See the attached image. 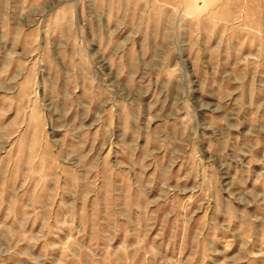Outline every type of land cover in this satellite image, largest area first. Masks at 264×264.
Masks as SVG:
<instances>
[{
	"label": "rangeland",
	"instance_id": "374dc122",
	"mask_svg": "<svg viewBox=\"0 0 264 264\" xmlns=\"http://www.w3.org/2000/svg\"><path fill=\"white\" fill-rule=\"evenodd\" d=\"M0 14V264H264V0Z\"/></svg>",
	"mask_w": 264,
	"mask_h": 264
},
{
	"label": "crops",
	"instance_id": "0c3cea01",
	"mask_svg": "<svg viewBox=\"0 0 264 264\" xmlns=\"http://www.w3.org/2000/svg\"><path fill=\"white\" fill-rule=\"evenodd\" d=\"M6 13V10L5 11H2V14H5ZM1 15V14H0ZM26 27V30L28 31L30 28H32L33 26L32 25H26L25 26ZM5 26L0 22V57L1 56H3V54L6 52V50L8 49L7 48V43H13L14 41H16L17 40V36H16V34L14 33V35L10 38V40H7V36H8V34H6V31H5ZM14 29V31H16V27L15 28H13ZM16 50V49H15ZM16 51H18V49L16 50ZM12 53H15L14 51H11V55H12ZM5 55V54H4ZM15 55V54H14ZM30 72L29 71H27V72H25V73H23L22 75H21V73H16V75L14 76V79L13 80H15L16 82H18V81H20V80H22V78L21 77H24L25 79V83L26 82H28V74H29ZM21 75V76H20ZM20 76V77H19ZM47 81H50V79H48ZM51 82V81H50ZM22 85H19V86H17V87H12V89H10L9 90V88H7V87H5L4 85H1L0 84V94L1 93H5V94H7V93H16L17 91H18V88L20 89V88H22L21 87ZM46 87L48 88L49 87V85H46Z\"/></svg>",
	"mask_w": 264,
	"mask_h": 264
}]
</instances>
